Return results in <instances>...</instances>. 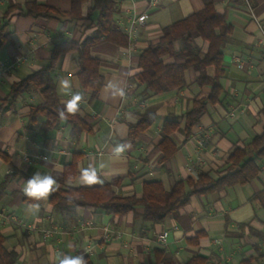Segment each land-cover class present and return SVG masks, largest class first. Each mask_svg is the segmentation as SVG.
<instances>
[{"label": "crops", "instance_id": "0c3cea01", "mask_svg": "<svg viewBox=\"0 0 264 264\" xmlns=\"http://www.w3.org/2000/svg\"><path fill=\"white\" fill-rule=\"evenodd\" d=\"M115 1L116 28L128 35L129 17L141 16L144 23L134 26V36L128 35L125 46L105 39L92 46L91 54L101 61L104 77L98 95L92 97L91 89L81 87L77 52L61 53L55 70L60 102L66 104L79 93L82 99L76 112L93 124V132L75 139L63 122L45 137L41 120L26 129L30 106L42 100L35 90L25 92L15 109L0 118V150L10 158L4 161L0 157V182L16 173L0 197L5 247L20 255L18 264H58L62 254L88 256L92 264H187L196 255L206 257L207 264H242L246 258L251 264H264V162L252 181L194 194L161 224L145 222L141 208L121 216L90 206L59 213L48 198L39 203L38 211L27 210L35 205L24 202L27 179L40 173L58 182L73 152L81 155L73 186L91 187L123 178L120 186H114L116 193L141 197L145 181L160 180L169 190L176 181L197 178L201 171L217 178L236 147L248 145L264 132V0H212L233 26L231 42L224 49L223 93L218 102L208 104L190 134L185 131L186 112L193 100L208 96L211 90L209 84L198 83L197 71H186L182 89L161 94L145 93L131 77L139 70L142 51L159 40L164 28L202 10L205 0ZM32 2L62 11L71 8L70 0H0V23L8 22L11 33L0 49V63L7 65L16 56L24 57L15 69H0V99L14 82L47 64L55 44L80 42L95 34L97 11L89 18L74 20L64 15L27 16L15 9L3 19L11 4ZM92 5L93 0H86L82 13L86 15ZM194 41L207 50L208 42L197 34ZM178 43L176 47L181 48ZM165 61H171L170 57ZM65 79L71 83L69 89L60 86ZM148 112H155L156 120L133 143L128 139L129 127ZM166 119L179 122L171 136L177 151L161 162L159 143ZM200 138L203 146L198 144ZM121 143L131 147L117 156L112 149ZM85 170H94L98 182H82ZM84 221L92 225L82 228ZM105 228L112 232L109 240L104 238ZM47 230L52 235L46 236ZM163 232L167 236L161 244L155 238Z\"/></svg>", "mask_w": 264, "mask_h": 264}, {"label": "trees", "instance_id": "16d2710c", "mask_svg": "<svg viewBox=\"0 0 264 264\" xmlns=\"http://www.w3.org/2000/svg\"><path fill=\"white\" fill-rule=\"evenodd\" d=\"M85 1L70 0L71 8L68 11L36 2L26 3L24 6L11 4L4 13L3 19H7L15 9L21 10L27 16L64 15L74 20L89 18L96 11L98 15L94 25L95 34L92 37L80 42L65 40L55 44L47 64L11 85L8 93L0 99V118L15 109L18 100L25 92L35 90L39 92L42 100L30 106L26 129L32 128L41 120V130L45 137L50 130L63 122L69 126L72 138L78 139L83 133L93 132L92 123L77 112L67 113L66 104L60 102L55 75L58 57L64 52H77L81 87L83 90L91 89L92 97H96L104 85V77L100 73L101 61L91 54L92 46L103 39L125 46L129 40L128 35L114 25L117 11L115 0H93V5L84 15L82 5ZM232 31L233 26L228 23L223 13L216 10L213 1L205 0L202 10L164 28L159 40L150 44L139 56V70L131 80L137 87H142L145 93L161 94L182 89L186 85L185 73L190 69L199 73L197 81L200 85L211 86L208 96L193 100L192 107L186 112L187 134H190L192 128L207 112L208 104L213 105L220 100L223 93L221 78L225 72L224 49L231 42ZM194 34L208 42L206 51L195 43ZM10 36L8 22L0 23V49L10 40ZM178 42L182 43L181 48L176 47ZM166 57H170L171 61L166 62ZM209 69L210 74L206 73ZM61 110L65 111V118L60 117ZM155 120V112L143 114L137 124L129 127L128 139L135 143L138 136ZM178 127L179 122L175 119H166L163 122L162 140L159 143L163 153L161 162L168 161L177 151L171 136ZM0 157L4 161L10 159L8 153L3 150H0ZM80 157L79 153L73 152L72 160L65 166L63 176L58 180L61 186L48 197L54 211L70 213L78 207L90 206L114 216H121L141 208L142 219L155 225L164 223L168 216L178 213L194 194L222 191L258 177L264 162V132L254 137L248 145L236 147L225 166L219 171L217 178L201 171L197 178L188 176L176 181L169 190L165 189L160 180H149L143 184L141 197L116 193L114 186H120L123 178L112 179L110 182L91 187L73 186L72 182L79 172ZM15 176L16 173L7 174L0 182V197ZM41 201L24 195L26 204H39ZM6 239L0 231V264H18L20 255L15 250H8L5 247ZM84 258L87 264H92L88 256ZM207 262L206 257L196 255L187 264H207ZM242 264H251V259L246 258Z\"/></svg>", "mask_w": 264, "mask_h": 264}, {"label": "clouds", "instance_id": "9594fccd", "mask_svg": "<svg viewBox=\"0 0 264 264\" xmlns=\"http://www.w3.org/2000/svg\"><path fill=\"white\" fill-rule=\"evenodd\" d=\"M60 86L63 89H69L71 83L68 80H61ZM123 92L120 93L123 96ZM82 99V96L77 93L73 95L72 99L66 103V111L69 114H75L78 111V102ZM61 118H65V111L61 110L59 113ZM131 145L127 143L117 144L113 149V154L119 156L124 153ZM82 182L92 184L98 182L96 172L94 170H85L82 177ZM60 185L57 180L51 175H42L40 173H35L30 178L27 179L23 192L30 199L41 201L47 200L49 195L59 189ZM40 205H30L27 209L29 212H35L39 210ZM58 264H87L86 259L83 255L69 256L62 254L58 257Z\"/></svg>", "mask_w": 264, "mask_h": 264}, {"label": "built area", "instance_id": "2783aa9c", "mask_svg": "<svg viewBox=\"0 0 264 264\" xmlns=\"http://www.w3.org/2000/svg\"><path fill=\"white\" fill-rule=\"evenodd\" d=\"M128 22H129V25L126 27V31L128 33V35H130V37H133L134 36V26L136 24H143L144 23V19L143 17L141 16H133V17H129L128 18ZM261 28V26H260ZM24 60V57L22 56H16L14 58V60L12 62H10L9 64H3V63H0V69L1 71H10V70H13L15 69L22 61ZM1 73V72H0ZM198 144L200 146H203L204 144V140L203 139H199L198 140ZM92 225V222L91 221H84L82 224H81V227L82 228H87V227H90ZM45 234L46 236H50L52 235V231L51 230H47L45 231ZM166 236H167V233H159L156 235V238L155 240L158 242V243H165L166 242ZM112 237V232L109 228H105V231H104V238L106 240H109L111 239Z\"/></svg>", "mask_w": 264, "mask_h": 264}, {"label": "rangeland", "instance_id": "374dc122", "mask_svg": "<svg viewBox=\"0 0 264 264\" xmlns=\"http://www.w3.org/2000/svg\"><path fill=\"white\" fill-rule=\"evenodd\" d=\"M177 46L179 47L180 46V43H177Z\"/></svg>", "mask_w": 264, "mask_h": 264}]
</instances>
